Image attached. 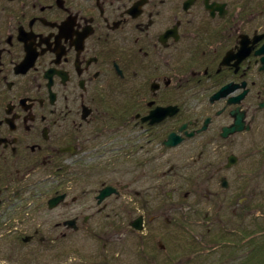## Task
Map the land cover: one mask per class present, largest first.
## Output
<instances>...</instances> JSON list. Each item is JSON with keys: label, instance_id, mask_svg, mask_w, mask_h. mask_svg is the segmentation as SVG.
Returning a JSON list of instances; mask_svg holds the SVG:
<instances>
[{"label": "flooded vegetation", "instance_id": "flooded-vegetation-1", "mask_svg": "<svg viewBox=\"0 0 264 264\" xmlns=\"http://www.w3.org/2000/svg\"><path fill=\"white\" fill-rule=\"evenodd\" d=\"M43 206L124 210L135 264H264V0H0V253Z\"/></svg>", "mask_w": 264, "mask_h": 264}, {"label": "rangeland", "instance_id": "rangeland-1", "mask_svg": "<svg viewBox=\"0 0 264 264\" xmlns=\"http://www.w3.org/2000/svg\"><path fill=\"white\" fill-rule=\"evenodd\" d=\"M166 168L169 169L168 163ZM89 183L91 186L86 185V190L81 189L85 193V199L68 208L71 215L79 210L81 204L84 205L85 214L96 212L94 187L91 181ZM172 184L173 180L167 182L165 191H168L173 186ZM75 192L73 191V193ZM20 208L23 210V206L19 205ZM62 210V208H58L49 211L43 206L41 210L38 208L29 214L26 221H24L26 216L21 212V221L17 225L19 232L22 235H32L34 230L38 229L40 236L50 239V241L42 245H38L37 239L31 241V244H24L21 241V245L17 248L13 241L6 239L5 251L0 253V264H101L104 260L115 256L116 262L120 260L121 264H135L131 259L133 253L127 254V252L134 251L138 247L130 246L135 242L134 239L129 241V237H124V226H121L124 223V210L119 209L114 215L107 211L101 217L87 221L85 226H82L80 221L79 230L76 232L67 231L61 225L56 227L57 223H61L69 216L67 213L64 217L61 216ZM156 213V216H159L158 210ZM163 213L164 216H161L163 215L161 211L160 219L158 218L149 226L151 228L149 234L155 239H161V235L165 233L161 231V219L163 217H178L181 210L178 207L174 208L172 203L167 201ZM106 216L110 217V223H115L112 225L113 228L109 226L108 221L101 222L99 220ZM113 218L115 219L112 220ZM249 227L252 229L253 225ZM9 229V225H4L2 233L7 235ZM65 232H67L66 238H59V235Z\"/></svg>", "mask_w": 264, "mask_h": 264}, {"label": "water", "instance_id": "water-1", "mask_svg": "<svg viewBox=\"0 0 264 264\" xmlns=\"http://www.w3.org/2000/svg\"><path fill=\"white\" fill-rule=\"evenodd\" d=\"M167 146L170 147V146H172V145H167ZM107 194H108L107 192L103 191V192L101 193V195H100V198L106 196ZM63 199H64V196H59V197H57V198H54V199L50 200V201H49V208L51 209V208L56 207V205H57L58 203H60L61 201H63ZM73 223H74V221H69V222H67L66 224H67V225H72ZM136 228H137L138 230H140V227H139V226H136Z\"/></svg>", "mask_w": 264, "mask_h": 264}, {"label": "trees", "instance_id": "trees-1", "mask_svg": "<svg viewBox=\"0 0 264 264\" xmlns=\"http://www.w3.org/2000/svg\"><path fill=\"white\" fill-rule=\"evenodd\" d=\"M246 233H261L262 235H264V225H262L260 229L258 227L257 229H252Z\"/></svg>", "mask_w": 264, "mask_h": 264}]
</instances>
